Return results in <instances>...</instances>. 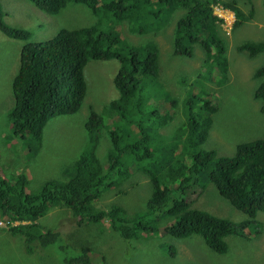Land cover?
Instances as JSON below:
<instances>
[{
  "label": "trees",
  "instance_id": "1",
  "mask_svg": "<svg viewBox=\"0 0 264 264\" xmlns=\"http://www.w3.org/2000/svg\"><path fill=\"white\" fill-rule=\"evenodd\" d=\"M29 1L52 15L60 14L71 2L81 3L96 15L131 23L147 15L162 18L166 9H177L180 12L172 40L174 54L193 56L199 46L204 52L208 75L213 74L214 67L226 70L228 65L222 20L212 6V3L223 0ZM236 1L227 2L226 7L235 13L236 25L240 26L252 17L253 12L246 15ZM101 24L100 19L91 24L63 27L46 41L28 42L22 47L20 67L12 82L15 104L10 119L16 136L40 143L44 127L53 116L76 113L80 109L87 92L84 69L90 59L115 58L120 62L114 79L120 96L109 105L120 122L109 131L111 148L106 164L95 153L84 152L76 160L74 175L67 181L51 179L39 192L29 193L25 173L19 174L16 182H10L0 173L1 214L9 222H20L11 225L8 231L14 236L25 237L29 254L37 248L51 247L62 240L61 230L44 228L36 220L61 203L70 210L76 225L82 226L86 220H109L111 227L127 239L137 237L141 232L156 231L154 224L145 222L146 214L168 216L173 222L165 226L167 233L176 237L200 234L211 249L218 253L227 252V237L240 235L248 226L257 223L259 213L264 211V137L239 142L232 155H220L215 149L202 148L209 136L212 115L218 109L217 102L209 94H205L196 109V97L191 96L188 101L187 97L183 123H174L167 130L158 132L167 140L171 138L169 134H175L174 139L179 137L176 142L181 144L183 151L177 153V146L170 144L156 167H140L152 183V194L147 201L148 210L136 216L139 219L129 221L126 209L116 203L105 209L94 207L102 188L115 185L114 181H109L111 176L128 177L133 164L156 156L158 148L154 145V131L167 125L174 115L169 112L161 116V110L152 104L157 86L162 87L160 54L156 46L151 42L138 46L126 44L117 31L103 29ZM136 29L143 31V27ZM0 30L21 40L30 38L33 33L31 29L8 23L1 2ZM238 49L248 56H256L264 53V40L244 41ZM254 75L260 81L255 97L261 99L264 110V64L255 70ZM176 104V99L172 98L171 106ZM152 114L160 118L155 122V129L145 125L146 116ZM102 123L103 117L96 111L91 112L86 128L92 134ZM131 126H135L136 131L128 133L126 128ZM201 174L208 176L219 194L248 218L237 222L194 207V202L204 191L200 185ZM68 216V212L64 214L63 221ZM26 220L30 222H24ZM80 248L77 255L64 252L62 263L92 264L91 247L82 245ZM60 249L65 251L67 246L60 244ZM175 252L171 249L172 254Z\"/></svg>",
  "mask_w": 264,
  "mask_h": 264
},
{
  "label": "rangeland",
  "instance_id": "2",
  "mask_svg": "<svg viewBox=\"0 0 264 264\" xmlns=\"http://www.w3.org/2000/svg\"><path fill=\"white\" fill-rule=\"evenodd\" d=\"M231 1L212 3L215 13L222 20L228 65L226 70L214 67L213 74L208 75L204 52L199 46L195 48L193 56L174 54L172 40L180 12L177 9H166L162 18L147 15L131 23L96 15L81 3L71 2L60 14L52 15L29 0H0L8 23L33 31L30 38L21 40L9 37L0 30L1 175L10 182H16L18 175L25 173L28 178L26 190L37 193L48 180H69L75 173L76 160L84 152L95 153L106 164L111 148L109 131L120 122L119 116L109 107L111 101L120 96L114 82L120 68L118 59L88 61L84 69L87 92L80 109L76 113L53 116L44 127L40 143L16 136L10 119L15 104L12 82L20 67L24 44L43 42L54 37L63 27L91 24L100 19L103 29H114L126 44L138 46L151 42L156 46L160 54L159 80L162 87L157 86V95L152 104L161 110V116L169 112H174V115L167 125L154 131V145L158 148L156 156L133 164L128 177L111 176L109 181H114L115 185L102 188L93 204L95 208L105 209L115 203L122 205L129 221L139 219L136 216L148 210L152 183L140 167H156L170 144L177 146V153L183 151L181 144L176 142L179 137L174 139L175 134L165 132L171 135L167 140L158 132L174 123H183L187 101L191 96L196 97L198 105L195 109L203 102L205 94H209L218 104L217 111L212 115L209 136L202 148L215 149L220 155H232L239 142L264 137L262 101L255 97L260 81L254 75L255 70L264 64V53L248 56L238 49V45L244 41L264 40V0L236 1L246 15L253 12L252 17H248L240 26L236 25L238 18L235 13L226 7V3ZM136 27H143V31ZM170 98L176 99L175 107L171 106ZM95 111L103 117V123L90 134L86 123L90 113ZM157 119L160 118L155 114L147 115L145 125L155 129ZM126 129L128 133L136 131L135 126ZM199 178L200 185H203L201 190L204 191L194 202V207L237 222L248 218L247 214L219 194L208 176L201 174ZM67 212L69 216L63 221ZM148 215L144 217L145 222L154 224L156 231L141 232L137 237L127 239L111 227L109 220H86L84 225H76L70 210L59 203L36 221L44 228L61 230L62 240L45 249L37 248L29 254L25 237L14 236L8 231L14 224L8 223L0 211V264H63L62 254L77 255L82 245L91 247L92 264H264V211L259 213L258 222L248 226L240 235L227 237L229 249L225 253L211 249L200 234L172 236L165 231V226L171 224L173 219L160 214ZM60 244H65L67 249L62 251Z\"/></svg>",
  "mask_w": 264,
  "mask_h": 264
},
{
  "label": "built area",
  "instance_id": "3",
  "mask_svg": "<svg viewBox=\"0 0 264 264\" xmlns=\"http://www.w3.org/2000/svg\"><path fill=\"white\" fill-rule=\"evenodd\" d=\"M8 223L18 224V223H20V222H18V221L9 222V221H8Z\"/></svg>",
  "mask_w": 264,
  "mask_h": 264
},
{
  "label": "clouds",
  "instance_id": "4",
  "mask_svg": "<svg viewBox=\"0 0 264 264\" xmlns=\"http://www.w3.org/2000/svg\"><path fill=\"white\" fill-rule=\"evenodd\" d=\"M41 9V8H40Z\"/></svg>",
  "mask_w": 264,
  "mask_h": 264
}]
</instances>
